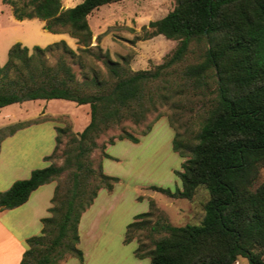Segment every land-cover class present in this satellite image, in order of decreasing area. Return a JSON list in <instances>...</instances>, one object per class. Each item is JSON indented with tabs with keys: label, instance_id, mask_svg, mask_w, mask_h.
<instances>
[{
	"label": "trees",
	"instance_id": "16d2710c",
	"mask_svg": "<svg viewBox=\"0 0 264 264\" xmlns=\"http://www.w3.org/2000/svg\"><path fill=\"white\" fill-rule=\"evenodd\" d=\"M61 1L3 0L17 20L39 19L45 30L67 33L82 48L74 51L64 41L31 49L14 43L0 66V108L32 100H65L89 107V123L80 133L66 126L55 128V148L44 159L51 162L47 167L0 192V210L13 209L38 187L66 174L67 185L56 184L50 215L41 219L40 234L26 240L20 264H58L67 256L83 262L78 248L80 219L99 191L111 192L118 181L103 173L102 161L93 165L91 154L98 139L126 121L139 125L153 114L158 121L165 116L160 107L184 90L206 99L205 116L194 143H187L167 116L174 131L172 150L184 159L181 171L175 172L181 189L152 190L191 201L203 187L208 193L204 216L198 225L173 226L157 220L150 233L163 236L145 252L138 246L135 258H149L150 264H235L239 258L264 264V183L253 188L264 168V0H173L170 12L143 28L144 38L162 35L178 44L162 64L140 71H132L126 58L112 62L98 46L91 47L87 17L118 0H83L67 9ZM189 54H197V60L177 71ZM38 122L0 130V143ZM151 128L148 125L140 136ZM63 137L67 141L60 148ZM116 140L139 143L138 136L124 129L107 144ZM101 148L103 158L114 159L105 153V145ZM58 154L61 166L52 163ZM149 205L148 212L127 225L125 244L154 217V201Z\"/></svg>",
	"mask_w": 264,
	"mask_h": 264
},
{
	"label": "rangeland",
	"instance_id": "374dc122",
	"mask_svg": "<svg viewBox=\"0 0 264 264\" xmlns=\"http://www.w3.org/2000/svg\"><path fill=\"white\" fill-rule=\"evenodd\" d=\"M82 1L62 0L61 5L67 9ZM173 7V0H118L103 5L87 17L92 35L91 47L98 46L103 53L108 54L112 62H117L119 57L126 58L132 71L153 70L173 52L178 42L168 40L162 35L145 39L143 28L148 29L149 22L163 18ZM44 25L43 21L36 18L17 20L11 6L0 0V66L5 64L8 49L18 42L17 39L26 43L23 46L30 44L29 49L33 46L45 48L59 41H64L74 51L82 48L67 33L59 34L54 40L52 33L47 30L48 34L44 33ZM196 55L186 56L178 65L177 71L194 63L197 60ZM47 60L50 64L54 62L51 57ZM55 102L57 103L46 102L42 108L28 104L25 117L30 119L22 122H50L55 128L66 126L73 133H80L85 128L80 119L84 110H79L72 104H63L59 100ZM206 103V99L200 95L184 90L181 95L174 96L170 104L160 107L159 112L165 116L158 121L154 120L156 114L148 116L139 125L126 121L98 139V148L91 154L93 165L96 167L102 161L103 173L118 178V181L111 192L100 190L93 204L80 219L78 248L83 253V262L67 256L58 264H150L149 258L138 260L134 253L138 246L143 247L140 252L151 249L152 241L163 236L150 233V226L157 220L173 226L200 224L204 216L203 205L208 199V193L203 187L198 188L191 201L170 198L152 190V187L168 188L171 191L181 189V181L175 172L181 171L184 159L172 150L174 131L168 124L167 116L172 118L184 140L194 143L200 122L205 116ZM86 114L89 118L88 106ZM148 125L152 126L151 131L140 136ZM122 129L138 136L139 143L116 140L113 145H108L107 139L117 136ZM66 141L67 138L63 137L60 148ZM102 145L106 147L105 153L114 159L103 158ZM46 163L49 165L51 162ZM52 163L56 166L63 164L60 154ZM53 183L64 188L67 185L66 174ZM261 183H264V168L260 170L253 188ZM150 200L154 201L157 212L146 228L137 230L133 241L125 244L127 225L133 222L136 215L150 210ZM235 264H248V261L239 258Z\"/></svg>",
	"mask_w": 264,
	"mask_h": 264
},
{
	"label": "crops",
	"instance_id": "0c3cea01",
	"mask_svg": "<svg viewBox=\"0 0 264 264\" xmlns=\"http://www.w3.org/2000/svg\"><path fill=\"white\" fill-rule=\"evenodd\" d=\"M44 33L48 34L46 30ZM52 36L55 40L59 34ZM16 41L26 44L21 39ZM29 45L26 46L31 47ZM59 101L84 110L80 119L82 125L86 126L89 119L87 105ZM46 102L57 103L55 100H32L0 108V130L30 119L25 117L28 104L42 108ZM54 147L55 127L50 122L32 123L4 138L0 143V192L7 190L15 181L27 179L33 170L47 167L44 159L53 152ZM54 189L55 183L44 184L34 190L23 205L0 210V264H20L26 240L40 234L41 219L49 216Z\"/></svg>",
	"mask_w": 264,
	"mask_h": 264
}]
</instances>
